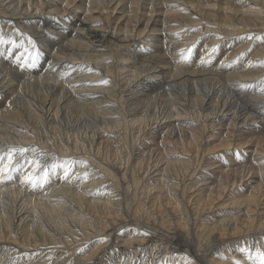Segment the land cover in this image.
I'll list each match as a JSON object with an SVG mask.
<instances>
[{
	"label": "bare ground",
	"instance_id": "bare-ground-1",
	"mask_svg": "<svg viewBox=\"0 0 264 264\" xmlns=\"http://www.w3.org/2000/svg\"><path fill=\"white\" fill-rule=\"evenodd\" d=\"M6 17L14 21L20 18L36 21L41 28L35 34L41 43L39 45L56 50L53 55L56 56L55 61L66 59L63 60L66 65L70 62L79 64L76 69L94 62L83 70L87 77L97 78L107 72L109 77L116 76L117 79H109L115 82V88L107 90L109 97L101 94L97 101L78 103L70 101L65 87H61L62 90L59 86L60 91H57L55 83L61 81L54 78L55 74L29 78L26 82L20 81L22 75L12 68L0 66V91H8L9 96L16 93L12 103L18 105L6 106L0 111V151L15 150V146L26 148L32 138H37L35 140L42 149L49 141L57 145L61 138L48 135L43 140L39 137L41 131H31L54 124L55 119L61 117L66 122L63 130L76 125L75 130L79 132L72 136L76 140L73 150L70 143L64 149L58 148L66 152L71 147L70 152L79 150V153L84 147L86 151H82L84 156L81 160H87L83 163L81 186L75 190L58 186L46 192L42 185L46 193L31 197L18 188L0 187V240L11 241L8 243V240V246L2 244L3 253L7 255L5 264L14 261L15 256L11 254L14 252L9 249L13 245L19 249L18 252L29 251L32 256L39 248L44 249L42 253L37 251V255L43 256L39 261L33 258L34 263L32 260L25 264H51L52 261V264H67L68 259L72 264H246L236 261L238 254H233L242 240H246V249H242L241 260L250 258L251 264H259L257 252L264 253V136L254 140L256 135L241 132L240 126L247 121L246 113L264 109V96L251 97L255 88L252 90L250 82L259 75L251 70L253 67L247 69L248 62H245L247 57L254 59L253 54L264 58V45L258 47L254 44L262 42L261 36L264 38V0H0V27L6 31H2L3 35L14 23ZM18 32L19 29L13 31L14 35ZM222 33L231 35L224 39L225 46L230 42L234 44L236 36L233 35H237L238 47L254 44V51L251 50L246 57L241 49H235L236 43L231 48L232 53L223 44L217 46ZM143 47L151 52L143 54ZM162 50H166L167 55L162 54ZM217 51H222L219 56L226 54V60L234 58L225 71L213 69L199 74L197 69L185 70L182 66L192 60L193 55ZM79 59L81 62L76 61ZM171 61L177 68L169 64ZM255 63L259 68V62ZM260 63L264 64V59ZM98 66L104 71L97 70ZM225 74L231 75L229 79ZM262 78L258 79L260 83ZM93 84L85 85L87 88L90 86L92 93L96 92ZM103 88L108 89L106 85ZM138 88L142 92L148 91L144 99L140 100V92L136 93ZM133 95H137L133 97L134 102L129 97ZM62 97L67 98L62 100ZM106 100H111L113 105L110 106ZM131 104L136 105L135 108L141 105L142 110L140 115L129 120ZM2 106L0 104V108ZM63 107L72 115L80 111L77 118L65 119ZM153 108L157 111L153 112ZM117 109L122 120L114 124L116 128L127 130L130 122L138 126L135 129L138 134L129 138L114 134V139L110 137L109 142L95 147L98 133L93 130V122L100 115L106 122L108 118L103 117ZM167 112L166 117L170 121L173 118H193L199 126L184 127L181 137L170 138L166 148L173 150L170 145H174L181 154L167 157L165 155L169 153L162 155L159 152L157 163L163 160L162 165L166 164V167L164 172L155 174L151 170L153 162L149 163L151 160L140 156V153L135 154L134 149L139 145L140 137L150 133L154 123H158V117ZM225 116L228 120L232 117V133L228 131L218 136L215 131L206 132L211 126L220 124L223 127L222 122L212 119ZM112 122L104 124V128L116 129L110 128ZM57 126H53L56 132L59 131ZM255 141H258L256 146ZM5 161H8V156ZM218 161L223 164L217 166ZM25 162L20 167L24 168ZM252 162L258 164L251 165ZM224 163L229 167L226 168ZM202 165L206 166L200 167L201 173L205 174V182L201 183L203 177H200L184 183L186 176L194 175L199 169L197 167ZM170 173L177 177L172 178ZM209 178L211 181H207ZM105 180L112 183L114 191L110 190L105 196V193H93L95 186ZM193 187L196 189L192 190ZM57 189L70 195V201L63 203L56 197L59 194ZM83 242L88 247L85 254L74 258ZM57 251L62 254L57 256ZM14 262L16 264V260Z\"/></svg>",
	"mask_w": 264,
	"mask_h": 264
},
{
	"label": "rangeland",
	"instance_id": "rangeland-1",
	"mask_svg": "<svg viewBox=\"0 0 264 264\" xmlns=\"http://www.w3.org/2000/svg\"><path fill=\"white\" fill-rule=\"evenodd\" d=\"M7 19H9V20H11V21H13L14 23H13V25H12V27L8 30V32H7V34H4L3 35V32L4 33H6V31H4V30H2V28L0 27V37H2L3 38V40H4V43H0V66H5L6 68H8V69H11L12 68V70L14 71V72H17V74H20V75H22V77L20 78L19 77V79H20V81H25L26 80V82H27V80H29V78H34V77H38V78H40V76H42V75H46L47 77H50L51 76V74H55V75H53V76H56V77H54V78H57V79H60V81L61 82H59V83H55L58 87H57V91L59 90L60 91V88L61 87H65L64 89L67 91V93H69V98H70V101H72V102H78V103H82L83 101H97L96 99H99L100 98V95L102 94L103 96H107V97H109V91H112V89H114L115 87V82L114 81H110V80H115V77H113L112 78V76L111 77H109V74H107V72H103L102 74H101V76H99V77H97V78H92V77H87L88 75L87 74H85V73H83V70L84 69H86V66H88V65H94V62H92V63H89V64H86V65H83V69L81 68V70H80V68H78V69H76L77 68V66L79 65V64H77V65H75L76 63H74V64H72L71 62H70V64H68L67 63V65H66V62H64V61H66V59H63V60H59L58 62L57 61H55V59H54V57H56V56H53L55 53H56V50H51L50 48H46V46H44V44H42L43 45V48H42V45H39V40L37 39V37H36V35L35 34H38L37 33V31L39 30V29H41V28H39L38 27V25H37V23H36V21H33V19L32 18H20V19H17V21H14L13 19H11V18H9V17H6ZM27 20V21H26ZM31 21V22H30ZM24 22V23H23ZM27 24V25H26ZM29 24V25H28ZM33 24V25H32ZM35 25V26H34ZM22 26H25L26 27V29H25V27H22ZM25 29L24 31H23V29ZM36 28V29H35ZM39 28V29H38ZM19 29V32H18V34L16 33L15 35H14V33H13V31L15 32L16 30H18ZM29 31H28V30ZM3 31V32H2ZM21 31V32H20ZM28 31V32H27ZM32 31H35V32H32ZM10 32V33H9ZM27 33H29V34H27ZM32 33V34H31ZM20 34V35H19ZM8 35L9 36H11V38L10 37H8ZM224 34L222 33L220 36L221 37H219L220 38V40H221V42H217V46H219V47H221L222 46V44H223V42L225 41L224 39H226V38H228L229 36H231L230 34H225L224 36H223ZM227 35V36H226ZM34 36V37H33ZM236 36V38H235V41H234V44L233 43H227L226 44V46L223 44V46H225V47H228L229 48V51H230V53H232L233 52V49H231V48H233L232 46L233 45H235V43H236V45H235V49L237 48V49H241L240 50V52H242V53H244L245 54V56L247 57V55L249 54V52L251 53L252 51L251 50H253L254 51V49H255V47H254V44H255V46H262V45H264V38L261 36L260 37V41H262V42H256V43H254V44H251L250 46L248 45L247 47H244L245 48V51H244V48H240V47H238L239 45H240V43H238L237 42V35H233V37H235ZM12 37H14V38H12ZM16 37V38H15ZM259 36H257V38H258ZM8 38V39H7ZM29 38V39H28ZM32 38V39H31ZM223 38V39H222ZM11 39V40H10ZM238 40H239V38H238ZM36 41V42H35ZM219 43H220V45H219ZM238 43V44H237ZM41 44V43H40ZM260 44H262V45H260ZM23 45V46H22ZM37 45V46H36ZM161 45H163V44H161ZM252 46V47H251ZM56 47H58V46H56ZM50 51H49V50ZM143 49H144V51H143ZM143 49L141 50V51H143L142 53L143 54H147V53H150L151 51L149 50H147V47L145 48V47H143ZM146 49V50H145ZM220 49H222V48H220ZM231 49V50H230ZM39 50H42V51H39ZM244 52H243V51ZM30 51V52H29ZM38 51L40 52V53H38ZM163 52H162V54H166L167 53V51L166 50H162ZM43 52V53H42ZM77 52V51H76ZM222 51H217V52H211V53H209V54H207V55H205V54H200V55H198V56H196V55H193L191 58H192V60H189L188 61V63H187V61L185 62V65H182L184 68H185V70H193V69H197L198 71L197 72H199V74H204V73H207V72H209V71H212L213 69L214 70H219V71H225L226 69H228L227 67H229V63L230 64H232V62H233V60H234V58L233 59H231V61L230 60H226V54H224V55H221V56H219V54L221 53ZM234 52H236V51H234ZM42 53V54H41ZM213 53V54H212ZM228 53V52H227ZM247 53V54H246ZM33 54H34V56H33ZM39 54V55H38ZM47 54H49V60H47L46 61V58H47ZM216 54V55H215ZM167 55V54H166ZM203 55H204V57H203ZM211 55V56H210ZM236 55V54H235ZM202 56V57H201ZM214 56V57H213ZM221 57V58H219V57ZM249 56V55H248ZM253 57L252 58H254V59H250V58H248L247 57V61H245L246 63H247V69H250L251 67H253V68H251V70H255L254 71V73H257V75H259V76H257V77H259V78H257V77H255L254 79H250L251 80V82H250V86H251V88H252V90L254 89L255 91H252L253 93H252V95L254 96H251L253 99H256L257 98V96L259 97H261V96H264L261 92H264L263 90V88H264V80H263V78L262 77H264V74H263V70H264V64L263 63H260L261 61H262V59H264L263 57H261L260 55V57L258 58L255 54H253L252 55ZM264 56V55H263ZM206 57V58H205ZM190 58V59H191ZM215 58V59H214ZM238 58V57H237ZM257 58V59H256ZM262 58V59H261ZM40 59V60H39ZM204 59V60H203ZM223 59H225V60H223ZM235 59H236V57H235ZM256 59V60H255ZM259 59V60H258ZM81 59H79V60H76V61H79V62H81L80 61ZM203 60V61H202ZM244 60V59H243ZM52 61V62H51ZM62 61V62H61ZM70 61H72V60H70ZM192 61V63H190ZM199 61H201L200 63L202 64H200L199 65ZM257 61V64H258V62H259V66L257 65V67H259V68H256V66H255V62ZM40 62H42V63H40ZM174 61H171V63H169V64H171V66L173 67V68H177V66H176V64H175V62L173 63ZM65 63V64H64ZM187 63V64H186ZM205 63V64H204ZM249 63H251V65L249 64ZM41 64V65H40ZM54 64V65H53ZM58 64V65H57ZM81 64H83V63H81ZM84 64H85V62H84ZM95 64H96V62H95ZM189 64H190V66H189ZM210 64V65H209ZM214 64H216V65H214ZM221 64V65H220ZM226 64V65H225ZM46 65H47V68H45L46 67ZM52 65V66H51ZM65 65V66H64ZM43 66H45V67H43ZM64 66V67H63ZM181 66V67H182ZM205 66V67H204ZM220 66H222V67H220ZM50 67V68H49ZM53 67H54V69H53ZM96 67V66H95ZM39 70H38V69ZM98 68V69H97ZM96 69L97 70H103V68L101 67V66H98ZM100 68V69H99ZM205 68V70H203ZM44 69H46V70H44ZM51 69V70H50ZM73 69V70H72ZM211 69V70H210ZM259 69H261V70H259ZM35 70H37V71H35ZM54 70V72H52ZM78 70V71H77ZM85 71V70H84ZM104 71V70H103ZM218 71V72H219ZM261 71V72H260ZM57 73V74H56ZM105 74V75H104ZM262 75V77H261V75ZM44 75V76H45ZM108 75V76H107ZM226 75V74H225ZM33 76V77H32ZM45 76V77H46ZM227 76V75H226ZM229 76H231V75H228L226 78L227 79H229L228 77ZM262 78V81H261V83H260V79ZM90 79V80H89ZM110 79V80H109ZM116 79H117V77H116ZM259 79V80H258ZM37 80H40V79H37ZM88 80H89V82H88ZM93 82H92V81ZM20 81H18V83L20 84L21 82ZM51 82H53L52 80H50ZM67 81V82H66ZM68 81H70V82H68ZM105 81V82H104ZM107 81V82H106ZM110 81V82H109ZM256 81V82H255ZM88 84H90V83H94L93 84V88L96 90V92H94V93H92V92H90V89H89V87L90 86H88V88H87V86H85V85H87V83ZM109 82V83H108ZM114 82V83H113ZM258 82V83H257ZM63 83H66V84H64L63 85ZM86 83V84H85ZM113 83V84H112ZM260 83V84H259ZM68 84V85H67ZM70 84V85H69ZM80 85V86H79ZM84 85V86H83ZM103 85H106L107 87H108V89H105V88H103ZM164 85H166V84H164ZM261 85V86H260ZM59 86H60V88H59ZM82 86V87H81ZM167 86V85H166ZM260 86V87H259ZM86 87V88H85ZM96 87H99L100 89H96ZM257 87H259V88H257ZM8 88V87H7ZM80 88V89H79ZM83 88V89H82ZM167 88H168V86H167ZM251 88H250V90H251ZM62 89V88H61ZM86 89V90H85ZM88 89V90H87ZM63 90V89H62ZM74 90H75V92H74ZM107 90H109V91H107ZM138 90H139V88H138ZM137 90V92L136 93H138V92H140V100H141V98L143 97V99L146 97V94H147V92L145 91V92H142L141 90H139L138 91ZM164 91H168V89H163ZM175 90V89H174ZM260 90V91H259ZM79 91V92H78ZM87 91V92H86ZM97 91H99V92H97ZM101 91V92H100ZM160 91H162V90H160ZM159 91V92H160ZM3 91H0V104H2L3 106L0 108V111H2V110H5V108H7L6 106H8V107H10V106H15L16 104L14 103H12L13 102V99H14V97L15 96H17L16 95V93H14V94H12L11 96H9L8 94H9V92L8 91H6V93L5 92H3ZM81 92V93H80ZM142 92V93H141ZM255 92V93H254ZM58 93V92H57ZM85 93V94H84ZM97 93H99V94H97ZM260 93V94H259ZM71 94V95H70ZM79 94V95H78ZM87 94V95H86ZM98 96H97V95ZM105 94V95H104ZM144 94H145V96H144ZM255 94V95H254ZM258 94V95H257ZM89 95V96H88ZM71 96V97H70ZM82 96V97H81ZM88 96V97H87ZM137 95H133L132 97L131 96H129L130 98H132L133 99V97H136ZM250 96V95H249ZM56 97H59V95H57ZM86 97V98H85ZM67 97H62V100L64 99H66ZM57 100H59L58 98H56ZM135 99V98H134ZM133 99V102L135 101ZM16 100H17V98H16ZM3 103H2V102ZM4 101H6V102H4ZM100 101H102V102H105V100H100ZM108 101V102H107ZM66 102V101H65ZM64 102V103H65ZM112 101L111 100H106V103H110V106H112L113 105V102L111 103ZM7 104H9V105H7ZM134 104H136V103H134ZM134 104H131L130 105V109H132V112H130V113H132V115L130 116V115H128V119L129 120H131L135 115H140L141 114V110L142 109H140L141 108V105H137V108H135L136 107V105L134 106ZM17 107H18V105H16ZM21 106V105H20ZM133 107L135 108V109H133ZM65 107H63V110H62V115H64L65 117V119L66 118H70V117H72V118H77V116H78V113L80 112V111H78V113L76 112V113H74V114H77L76 116H74V114L72 115L71 114V112H69V109H67V108H65ZM138 109V110H137ZM114 111V112H113ZM113 111H110V112H112V113H110L109 112V115L108 116H106V117H103L104 119H106V118H108V119H106L107 121L106 122H104V120L101 118V115L96 119V121L95 122H93V125H95L94 127H95V129H93L94 131H96L98 134L95 136V138H96V140H97V142H96V146L95 147H98V146H102L103 144H105L106 142H109L108 141V139L110 138V137H112L113 138V135L115 134L116 136H119L118 134H123V135H125V136H127L128 138L129 137H131V136H133V135H137L138 134V132L137 131H135V129H137V127L138 126H136V125H131V123L130 122H128V124H130V125H127V130L126 129H124V127L122 128V127H118V128H116V126L114 125V124H116V123H118V121L120 120H122V119H120L121 118V116L118 114V112L120 111V110H118L117 109V111H115V110H113ZM131 111V110H130ZM136 111V112H135ZM155 111H157V109H155V108H153V112H155ZM261 111V112H260ZM70 113V115H67V114H69ZM82 112V111H81ZM116 112V113H115ZM134 112H135V114H134ZM139 112H140V114H139ZM52 113V112H51ZM85 114V113H84ZM84 114H82V116L84 115ZM115 114V115H114ZM249 114H250V118H249ZM111 115V116H110ZM168 115V112L165 114V115H161L160 117H158V119H159V121H158V123H154L155 125H156V127H154L155 125H153V130L149 133V132H147V134H146V136H145V134L144 135H142L141 137H140V141H138V143H139V145L137 146V142L135 143V145L138 147H136V149H134V153L135 154H137V153H140V156H142V157H144V156H146L148 159H150L151 161H149V163H151V162H153V164H154V166H153V168L151 169L152 171H154V173L156 174H159V173H162V172H164L163 170H165V167H166V164L165 165H162V162H163V160H161L160 162H158L157 163V159L159 158V155H158V153L160 152V153H162V155H165V152L166 153H169V155H165V156H170V154L172 155V156H176L177 155V153L179 154H181V150H179V149H177L174 145H170L172 148H173V150H171L170 148H166L168 145H166V144H168L169 143V141H170V138L171 137H175V136H180L181 137V134H182V131H185V129H184V127L187 129L189 126H195V127H197V125L199 126V123H197V121L195 120V119H193V118H180V119H175V118H173V119H175V121L172 119L171 121H170V119H168L166 116ZM246 115H248V118H247V121L245 122V124H244V122L241 124L242 126H240V131L241 132H246V134L248 133H250V134H252V136H255L253 139L254 140H258V138H261V136L263 137L264 136V109H262V110H259V112H253L252 111V114H251V112H249V113H246ZM86 116V115H85ZM80 117V116H79ZM111 117H113V118H111ZM129 117H131V118H129ZM162 117H164V118H162ZM91 118V117H90ZM0 119H1V117H0ZM58 119V118H57ZM57 119H55V123L54 124H47V125H45V126H40V127H38V126H35V127H38V129H35V130H33V131H31L30 129V131L31 132H39V131H41V134H40V138H42L43 140H46V138L47 137H49L48 135H51L52 137H58V138H61L62 139V141H58L57 142V145H56V142H55V144H53L54 142L53 141H49L48 142V144L46 145V148H45V146H43V149H42V146H40L38 143H37V141L35 140V139H37V138H32L31 140H30V144L27 146L26 145V148H25V146H19L18 148H17V146H15V150H14V148L12 149H9V150H2V151H0V156H3L4 157V163H3V165H0V187H3L4 189L5 188H7L8 186L9 187H14V188H18V189H20V190H24L23 192L24 193H27L28 195H30L31 197L33 196V197H36L37 195L38 196H40V194L42 193H46V192H48V190H52L53 188H55V187H58V186H67V188H69V189H76V188H79L80 186H81V184L79 183V182H81V180H82V172H84L83 170L85 169L84 167H83V163H87V160L86 161H82L83 160V156H84V154H83V152H85L86 150H85V148L83 147V148H81V151L78 153V151H76V150H74L73 151V153L72 152H70V151H72L73 150V143L76 141V140H74V138L73 137H75V135L79 132V130L77 129V130H75L77 127H76V125L75 126H71V128L72 129H68V130H63L64 128V124L66 123L65 122V120L64 119H62L61 120V117H59V119H58V121H57ZM112 119V120H111ZM115 119V120H114ZM166 119V120H165ZM185 119V120H184ZM226 119V120H225ZM232 120V117H230L229 118V120H228V117L227 116H225V117H223L222 119L221 118H213L212 120L214 121H216L217 123L220 121V122H222V125H223V127H221V125L218 127V126H216V127H208V130H206V132H212V131H215L214 133H215V135H217L218 134V136H219V134H224L225 135V133L227 134V132L229 131V132H233V126L231 125V120ZM258 119V120H257ZM68 120V119H67ZM128 120V121H129ZM165 120V121H164ZM180 120V121H179ZM113 121V122H112ZM155 121V120H154ZM225 121V122H224ZM227 121V122H226ZM229 121V122H228ZM58 122V123H57ZM61 122V123H60ZM108 122V123H107ZM110 122H112L110 125H111V127L110 128H116V129H113V130H110V129H107V128H104V124H109ZM159 122H160V124H159ZM162 122H164V123H162ZM166 122V123H165ZM171 122V123H170ZM192 122H193V125H192ZM212 122V121H211ZM57 123V124H56ZM79 123V122H78ZM161 123H162V126H161ZM168 123H170V125L168 124ZM179 123V124H178ZM224 123V124H223ZM228 123V124H227ZM56 124V125H55ZM63 124V125H62ZM173 124V125H172ZM38 125H40V124H38ZM58 125V126H57ZM158 125V126H157ZM163 125H164V127H163ZM168 125V126H167ZM172 125V126H171ZM185 125V126H184ZM187 125V126H186ZM53 126H57L58 127V132H56V130L55 129H53ZM70 126V125H69ZM68 126V127H69ZM132 126L134 127V128H132ZM170 126H171V128H170ZM232 126V127H231ZM66 127V126H65ZM175 127V128H174ZM183 127V128H182ZM221 127V128H220ZM48 128V129H47ZM52 128V129H51ZM148 128H150V126L148 127ZM163 128H164V130H163ZM166 128V129H165ZM181 128V129H180ZM216 128V129H215ZM45 129H47V130H45ZM107 129V130H106ZM122 129V130H121ZM168 129H170V130H168ZM174 131H173V130ZM176 129V130H175ZM215 129V130H214ZM237 129V128H236ZM51 130V131H50ZM54 130V131H53ZM104 130V131H103ZM125 130V131H124ZM132 130V131H131ZM151 130V129H150ZM171 130H172V133H171ZM182 130V131H181ZM48 131V132H47ZM73 131V132H72ZM101 131H102V133H101ZM149 131V130H148ZM168 131H169V133H168ZM217 131H219V133L217 132ZM221 131V132H220ZM238 131V130H237ZM104 132V133H103ZM116 132V133H115ZM205 132V131H204ZM203 132V133H204ZM206 132H205V134H204V136L206 135ZM225 132V133H224ZM253 132V133H252ZM128 133H130V134H128ZM146 133V132H145ZM181 133V134H180ZM191 133V132H190ZM217 133V134H216ZM68 134V135H67ZM71 135V136H70ZM101 135V136H100ZM109 135V136H108ZM112 135V136H111ZM150 135V136H149ZM31 136H34L32 133H31ZM73 136V137H72ZM85 135H82V137H84ZM153 136V137H152ZM251 136V135H250ZM37 137V136H36ZM72 137V138H71ZM99 137V138H98ZM103 137V138H102ZM257 137V138H256ZM66 138V139H65ZM152 138H154V139H152ZM252 138V137H251ZM256 138V139H255ZM50 139V138H49ZM71 139V140H70ZM114 139V138H113ZM152 139V140H151ZM60 140V139H59ZM86 140H88L87 141V144H88V149L90 148V145H89V143H90V141H89V138L87 137L86 138ZM154 140V141H153ZM156 140V141H155ZM104 141V142H103ZM113 141H115V140H113ZM154 142V144H152V143H150V142ZM15 142V141H14ZM50 142H52L51 144H50ZM103 142V143H102ZM257 142L258 141H255V143H254V145L256 146L257 145ZM32 143H34V144H32ZM58 143H60V144H58ZM70 143V144H69ZM102 143V144H101ZM36 144V145H35ZM38 144V145H37ZM67 144H69V146H71L72 147V150H71V147H70V151H66V152H61L60 150L61 149H59V148H66L67 146H65V145H67ZM72 144V145H71ZM98 144H100V145H98ZM149 144V145H148ZM51 145H53V146H55L54 148H53V146H51ZM98 145V146H97ZM60 146V147H59ZM151 146V147H150ZM154 146V147H153ZM59 147V148H58ZM150 147V148H149ZM153 147V148H152ZM159 147V148H158ZM37 148V149H36ZM48 148V149H47ZM102 148V147H101ZM155 148H157V149H155ZM166 148V149H165ZM176 148V149H175ZM17 149V150H16ZM59 149V150H58ZM154 149V150H153ZM158 149H159V151H158ZM23 150H24V152H23ZM66 150V149H65ZM13 151V152H12ZM55 151V152H54ZM83 151V152H82ZM141 151V152H140ZM149 151V152H148ZM21 152H23L22 154H21ZM69 152V153H68ZM76 152V153H75ZM154 152V153H153ZM9 153H11V155H12V160L11 161H5V159H6V157L8 156V154ZM46 153V154H45ZM60 153V154H59ZM62 153H63V155H62ZM83 155H82V154ZM146 153V154H145ZM153 153V154H152ZM31 154V155H30ZM33 154V155H32ZM53 155V156H52ZM161 155V154H160ZM49 156V157H48ZM77 157H78V159H77ZM80 158V159H79ZM102 159H103V157H101ZM241 158V157H240ZM35 159V160H34ZM82 159V160H81ZM104 160V159H103ZM107 160H108V158H107ZM24 161H26L25 162V166H24V168L23 167H20V165H23V163H24ZM33 161H35V163H32ZM214 161H216V159L214 160ZM112 162V161H111ZM225 163H228V161L227 162H225ZM224 163V164H225ZM256 163L257 162H252L251 163V165L252 164H254V165H256ZM62 164V165H61ZM157 164V165H156ZM220 164L222 165L223 164V162L221 163V162H216V165L217 166H220ZM250 164V163H249ZM258 164V163H257ZM59 165H60V167H59ZM65 165V166H64ZM162 165V166H161ZM226 165V164H225ZM79 166V167H78ZM217 166H215L214 165V167H217ZM227 166L229 167V165H226L225 167L227 168ZM52 167H55V169H53ZM200 167L202 168V167H206V166H204V165H202V166H198L197 168H199L198 170H197V172H199V173H193L194 175H191V176H186V181L184 182V183H189V182H191V180H193V181H195L196 179H198V178H200V177H203L202 178V181H201V183H204L205 182V174L204 173H201V171H202V169L200 170ZM224 167V168H225ZM23 169V170H20V169ZM130 169L132 170V168H131V166H130ZM216 169V168H215ZM218 169V168H217ZM52 170H53V172H52ZM130 170V171H131ZM150 170V171H151ZM156 170V171H155ZM143 171V170H142ZM141 171V172H142ZM121 172H122V170H121ZM173 172V171H172ZM45 173H46V175H45ZM53 173V174H52ZM210 173V172H209ZM34 174V175H33ZM129 174H130V172H129ZM170 174H172L171 176H172V178H175V177H177V176H173V173H170ZM149 175V174H148ZM201 175V176H200ZM197 176H199V177H197ZM20 177V178H19ZM34 177V178H33ZM31 178L33 179V180H31ZM37 178H39V179H37ZM67 178V179H66ZM77 178V179H76ZM189 178V179H188ZM35 179V180H34ZM166 179V178H165ZM190 180V181H189ZM211 181L210 180V178L209 179H207V181ZM106 181V182H105ZM105 181H103V183H101V184H97L96 186H95V188H94V191H93V193L94 192H98V193H105L103 196H105V195H107V193H110L111 191H114L113 189H115L113 186H112V183L110 184L109 182L110 181H112V179H110V181L109 180H105ZM206 181V182H207ZM2 182V183H1ZM5 182V183H4ZM124 182V181H123ZM122 182V183H123ZM172 182H175V181H172ZM66 183V184H65ZM78 183V184H77ZM122 183H121V185H122ZM180 183V182H179ZM184 183H182V184H184ZM207 183H209V182H207ZM200 184V183H199ZM42 185H43V187H44V190L46 191H44L42 188ZM50 185V186H49ZM201 185V184H200ZM198 185L199 187H201V186H203V185ZM198 186L196 187V188H198ZM42 187V188H41ZM113 187V188H112ZM112 188V189H111ZM196 188H194L193 187V189L192 190H194V189H196ZM47 189V190H46ZM38 190V191H37ZM108 190V191H107ZM111 190V191H110ZM37 191V192H36ZM41 191H44V192H41ZM56 191H58V193L59 194H57V196L56 197H58V198H60L62 201H63V203H64V201L66 202V201H70V195H67L66 193H64L63 191H61V190H59V189H57ZM39 193V194H38ZM41 194V195H42ZM64 194V195H63ZM63 197H62V196ZM130 226V225H129ZM128 226V227H129ZM127 227V228H128ZM130 227H132V224H131V226ZM142 230V229H141ZM70 232H69V234H67V236L69 237L70 236ZM120 234L122 235V231L120 232ZM95 236V235H94ZM93 236V237H94ZM10 238V237H9ZM8 240L9 239H2V240H0V247H3V248H1L0 250H2V252H0L1 254H0V262L2 261V263H0V264H3V262H4V264L6 263L5 261H7V259H5L6 258V254L4 255V253H3V251L5 252V250H4V245H2V244H5V246H8L7 244L8 243H10L11 241L9 240V242H8ZM4 241H6V243L4 242ZM246 241V240H245ZM245 241L244 240H242V243H241V245L238 247V250H236L235 252H233V254H238L237 255V257H235V260L236 261H242V262H244V263H246V264H251L252 262H250V261H252V259H250V258H246V259H242L241 260V255H242V249H246V248H244L245 247V245H246V243H245ZM8 242V243H7ZM83 245L80 247L81 248V250H79V251H81V252H79V251H77V253H76V255L74 254V258H77V257H80V256H83L84 254H85V251L87 250V246L85 245V243L83 242L82 243ZM245 244V245H244ZM86 246V247H85ZM12 247V246H11ZM243 247V248H242ZM13 248H15V249H13ZM13 248H9L10 250H13V252L14 253H11L12 255H14L15 257H14V261L16 260V264L18 263L17 261H19V262H22V264H25V263H27V262H32V260H33V263H34V259L33 258H35L36 260H40L41 259V257H43V256H39V255H37V251L38 252H40V253H42V252H44L43 250L44 249H42V248H39L38 250H36V254L35 255H33L32 256V254H30V253H32V252H29V251H20V252H18V250L19 249H17L16 247H14V245H13ZM17 249V250H16ZM232 249H233V247H232ZM236 249V248H235ZM26 252H27V254H26ZM34 252V251H33ZM22 253V254H21ZM56 254H57V256H59V255H61L62 253L60 252V251H57V252H55ZM29 254V255H28ZM56 254H55V256H56ZM25 255V256H24ZM37 255V256H36ZM79 255V256H78ZM238 256L240 257V258H238ZM16 257H18V258H16ZM37 257V258H36ZM20 258H22V259H20ZM27 260H26V259ZM28 258H31V259H28ZM18 259V260H17ZM26 260V261H24V260ZM247 260H248V262H247ZM14 261H11L10 263L11 264H13V263H15ZM78 261V260H77ZM53 262V261H52ZM52 262H51V264H52ZM71 262V263H70ZM250 262V263H249ZM41 264H44V263H41ZM67 264H72V260L71 259H68V262H67Z\"/></svg>",
	"mask_w": 264,
	"mask_h": 264
},
{
	"label": "snow or ice",
	"instance_id": "snow-or-ice-1",
	"mask_svg": "<svg viewBox=\"0 0 264 264\" xmlns=\"http://www.w3.org/2000/svg\"><path fill=\"white\" fill-rule=\"evenodd\" d=\"M0 43H4V40H3L2 37H0ZM8 160H9V161L12 160V155H11V153L8 154ZM3 163H4V157H3V156H0V165H3ZM32 163H35V161H33ZM45 175H46V173H45ZM84 175L86 176L87 173H85ZM37 179H39V178H37ZM257 255H258V257H259V264H264V253H262V252H260V251L258 250Z\"/></svg>",
	"mask_w": 264,
	"mask_h": 264
}]
</instances>
